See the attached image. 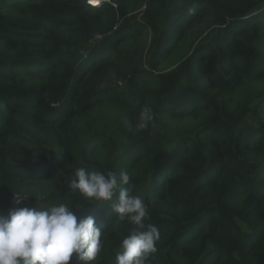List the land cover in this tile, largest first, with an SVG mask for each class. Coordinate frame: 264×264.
Returning a JSON list of instances; mask_svg holds the SVG:
<instances>
[{"label": "trees", "instance_id": "1", "mask_svg": "<svg viewBox=\"0 0 264 264\" xmlns=\"http://www.w3.org/2000/svg\"><path fill=\"white\" fill-rule=\"evenodd\" d=\"M76 167L128 172L145 264H264V0H0V214L74 204L116 264L134 226Z\"/></svg>", "mask_w": 264, "mask_h": 264}, {"label": "clouds", "instance_id": "2", "mask_svg": "<svg viewBox=\"0 0 264 264\" xmlns=\"http://www.w3.org/2000/svg\"><path fill=\"white\" fill-rule=\"evenodd\" d=\"M102 1L86 0L93 7ZM153 120V109L143 107L137 127L144 129ZM73 175L75 178L70 175L67 183L82 194L85 202L110 201L119 220L134 226L120 243L116 264H145L157 251L160 231L156 225L146 224L147 206L140 196L132 194L134 185L128 172L76 167ZM25 197L14 194L13 198L20 204ZM38 205L39 209L23 206L0 214V264H69L73 253L84 264L95 260L103 248L95 217L89 215L77 222L73 211L76 205L68 202Z\"/></svg>", "mask_w": 264, "mask_h": 264}, {"label": "rangeland", "instance_id": "3", "mask_svg": "<svg viewBox=\"0 0 264 264\" xmlns=\"http://www.w3.org/2000/svg\"><path fill=\"white\" fill-rule=\"evenodd\" d=\"M98 2V0H95L94 2ZM185 51H187L186 47L185 46H182L181 47V53L183 54Z\"/></svg>", "mask_w": 264, "mask_h": 264}, {"label": "bare ground", "instance_id": "4", "mask_svg": "<svg viewBox=\"0 0 264 264\" xmlns=\"http://www.w3.org/2000/svg\"><path fill=\"white\" fill-rule=\"evenodd\" d=\"M95 0H92V3H97V1L96 2H94Z\"/></svg>", "mask_w": 264, "mask_h": 264}]
</instances>
